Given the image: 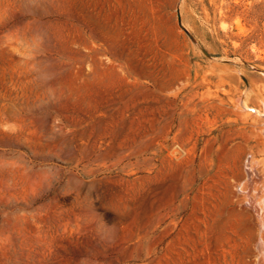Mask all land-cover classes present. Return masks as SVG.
I'll use <instances>...</instances> for the list:
<instances>
[{"label":"rangeland","instance_id":"obj_1","mask_svg":"<svg viewBox=\"0 0 264 264\" xmlns=\"http://www.w3.org/2000/svg\"><path fill=\"white\" fill-rule=\"evenodd\" d=\"M0 264H264V0H0Z\"/></svg>","mask_w":264,"mask_h":264},{"label":"water","instance_id":"obj_2","mask_svg":"<svg viewBox=\"0 0 264 264\" xmlns=\"http://www.w3.org/2000/svg\"><path fill=\"white\" fill-rule=\"evenodd\" d=\"M178 22H180V19H179V17H178ZM188 36L190 37V35L188 34ZM191 38V37H190Z\"/></svg>","mask_w":264,"mask_h":264}]
</instances>
